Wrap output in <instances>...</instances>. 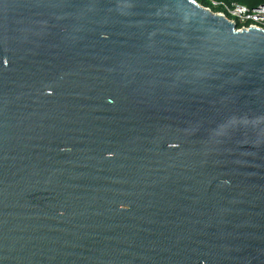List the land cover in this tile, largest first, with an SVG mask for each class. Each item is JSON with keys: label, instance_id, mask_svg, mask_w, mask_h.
<instances>
[{"label": "water", "instance_id": "95a60500", "mask_svg": "<svg viewBox=\"0 0 264 264\" xmlns=\"http://www.w3.org/2000/svg\"><path fill=\"white\" fill-rule=\"evenodd\" d=\"M0 264H264V31L0 0Z\"/></svg>", "mask_w": 264, "mask_h": 264}, {"label": "built area", "instance_id": "2783aa9c", "mask_svg": "<svg viewBox=\"0 0 264 264\" xmlns=\"http://www.w3.org/2000/svg\"><path fill=\"white\" fill-rule=\"evenodd\" d=\"M210 7L216 10L215 14L225 18L237 32L256 28L264 31V4L248 7L238 3H225L222 1L208 0ZM212 12V11H211Z\"/></svg>", "mask_w": 264, "mask_h": 264}, {"label": "trees", "instance_id": "16d2710c", "mask_svg": "<svg viewBox=\"0 0 264 264\" xmlns=\"http://www.w3.org/2000/svg\"><path fill=\"white\" fill-rule=\"evenodd\" d=\"M214 1H222L225 3H238V4H242L248 7H255L258 6L260 4H264V1L260 2V3H256V4H249L247 0H214ZM195 2H197V4H199L200 6L206 8V7H210V4L208 2V0H195ZM212 12H216V10H214L213 8H211Z\"/></svg>", "mask_w": 264, "mask_h": 264}, {"label": "rangeland", "instance_id": "374dc122", "mask_svg": "<svg viewBox=\"0 0 264 264\" xmlns=\"http://www.w3.org/2000/svg\"><path fill=\"white\" fill-rule=\"evenodd\" d=\"M195 1V0H194ZM248 1V3L249 4H256V3H260V2H262V1H264V0H247ZM197 3V2H196ZM212 11V10H211ZM213 13H215V12H213Z\"/></svg>", "mask_w": 264, "mask_h": 264}]
</instances>
